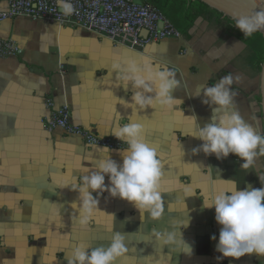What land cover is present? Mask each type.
I'll list each match as a JSON object with an SVG mask.
<instances>
[{
    "label": "crops",
    "instance_id": "0c3cea01",
    "mask_svg": "<svg viewBox=\"0 0 264 264\" xmlns=\"http://www.w3.org/2000/svg\"><path fill=\"white\" fill-rule=\"evenodd\" d=\"M33 25L54 29L65 39L67 52L41 60L26 37ZM0 40H12L18 49L0 56V264H67L75 245L107 246L113 230L125 234L129 249L117 264H264V256L255 253L236 260L216 250L222 226L215 209L205 208L203 201L230 189L232 182L238 190L264 188V156L244 170L245 161L234 154L225 159L203 151L192 155L203 142L190 134L197 123L203 127L211 122L215 107L203 103V90L228 75L240 77L232 90L241 115L264 135L259 74L250 50L226 23L198 18L187 37L131 50L82 28L18 18L0 23ZM146 51L154 64L174 71L181 81L173 96L182 103L173 110L126 106L133 103L135 90L131 84L121 86L112 65L139 62ZM46 98L69 109L70 124L100 137L117 140L112 133L130 121L145 126L146 140L164 165L162 219L142 216L133 204L105 192L88 229L79 227V193L64 185L90 175L108 155L122 165L120 152L127 145L119 150L87 148L78 136L49 133L43 125ZM186 222L181 232L192 248L190 256L162 246L152 235L178 232Z\"/></svg>",
    "mask_w": 264,
    "mask_h": 264
},
{
    "label": "clouds",
    "instance_id": "9594fccd",
    "mask_svg": "<svg viewBox=\"0 0 264 264\" xmlns=\"http://www.w3.org/2000/svg\"><path fill=\"white\" fill-rule=\"evenodd\" d=\"M57 3L64 16L76 13L74 5L68 0H57ZM234 20L235 27L245 37L264 32V8L249 15L235 16ZM112 72L117 73V81L122 82L121 86L125 89L129 84L133 86V103L126 106L135 111L149 107L173 110L174 106L182 103V100L173 96L181 87L176 73L154 64L147 51L139 62L129 59L113 63ZM239 80V76L228 75L214 87L204 88L203 95L206 98L203 103L215 106L212 108L211 122L203 127L197 123L190 135L203 142L192 150V155L203 151L205 155L215 154L217 159H225L234 154L245 161L242 168L248 170L253 167L258 156H264V135L258 134L238 109L237 93L232 90V85ZM200 94L198 91L195 95ZM145 133V126L134 121L118 126L112 135L127 145L120 152L122 165L108 155L95 163V170L90 175L64 185L79 193L81 211L76 223L82 230H87L93 221L99 209L98 197L105 192L112 198L118 197L133 204L142 216L148 214L153 221L163 218L165 201L161 180L164 165L157 150L146 140ZM106 176L109 178L107 185ZM92 193L97 196L94 197ZM203 201L205 208L215 209V219L222 226L216 250L223 257L239 260L253 253L264 256V188L249 186L238 190L236 183L232 182L230 189L216 191ZM182 227H187V222L179 227L178 232L154 231L152 235L162 246L190 256L192 248L183 237ZM128 251L125 234L113 230L107 246L93 247L78 243L66 260L67 264H117L118 260L126 257Z\"/></svg>",
    "mask_w": 264,
    "mask_h": 264
},
{
    "label": "built area",
    "instance_id": "2783aa9c",
    "mask_svg": "<svg viewBox=\"0 0 264 264\" xmlns=\"http://www.w3.org/2000/svg\"><path fill=\"white\" fill-rule=\"evenodd\" d=\"M76 9L71 16H64L57 0H0V23L18 18L42 20L60 26L82 28L114 44L133 50L143 43L157 44L181 35L155 8L143 3L126 0H68ZM162 24L161 27L159 25ZM145 31V37L141 33ZM18 53L12 40H0V56ZM47 115L44 128L49 132L62 131L66 136H78L87 148L109 150L123 149L125 145L109 137L97 136L86 129L69 123L70 111L45 99ZM226 264V263H223Z\"/></svg>",
    "mask_w": 264,
    "mask_h": 264
},
{
    "label": "trees",
    "instance_id": "16d2710c",
    "mask_svg": "<svg viewBox=\"0 0 264 264\" xmlns=\"http://www.w3.org/2000/svg\"><path fill=\"white\" fill-rule=\"evenodd\" d=\"M141 2L157 9L184 37L188 36L198 18H203L209 23H226L235 38L248 47L251 52V65L256 73L260 74L264 62V38L259 32L253 37H245L239 29H234L235 21L196 0H141ZM261 101L260 99L259 102Z\"/></svg>",
    "mask_w": 264,
    "mask_h": 264
},
{
    "label": "water",
    "instance_id": "95a60500",
    "mask_svg": "<svg viewBox=\"0 0 264 264\" xmlns=\"http://www.w3.org/2000/svg\"><path fill=\"white\" fill-rule=\"evenodd\" d=\"M128 2L133 1V3L141 4V0H126ZM199 1L211 9L220 12L224 17L229 18L233 21L235 16L238 15H249L260 8H264V0H196ZM162 24L159 25L161 27ZM264 38V32H259ZM146 32L143 31L141 36L145 37ZM260 78V95L261 102L260 107L262 111V120L264 125V62L262 64L261 72L259 74Z\"/></svg>",
    "mask_w": 264,
    "mask_h": 264
},
{
    "label": "rangeland",
    "instance_id": "374dc122",
    "mask_svg": "<svg viewBox=\"0 0 264 264\" xmlns=\"http://www.w3.org/2000/svg\"><path fill=\"white\" fill-rule=\"evenodd\" d=\"M30 21H39L27 19ZM28 43L39 54L41 60L47 58H59V55L67 52V43L54 29L46 25L29 26L26 30Z\"/></svg>",
    "mask_w": 264,
    "mask_h": 264
}]
</instances>
